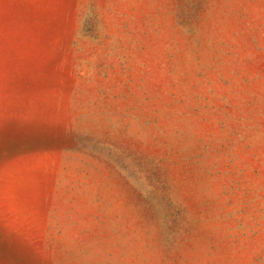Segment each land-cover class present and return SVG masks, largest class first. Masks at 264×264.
I'll return each mask as SVG.
<instances>
[{"label": "rangeland", "instance_id": "374dc122", "mask_svg": "<svg viewBox=\"0 0 264 264\" xmlns=\"http://www.w3.org/2000/svg\"><path fill=\"white\" fill-rule=\"evenodd\" d=\"M0 264H264V0H0Z\"/></svg>", "mask_w": 264, "mask_h": 264}]
</instances>
